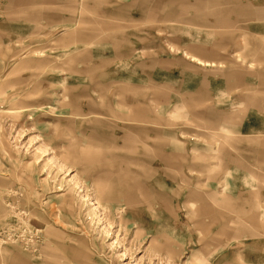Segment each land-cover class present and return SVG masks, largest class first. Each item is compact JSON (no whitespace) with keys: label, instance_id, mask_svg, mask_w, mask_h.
<instances>
[{"label":"rangeland","instance_id":"obj_1","mask_svg":"<svg viewBox=\"0 0 264 264\" xmlns=\"http://www.w3.org/2000/svg\"><path fill=\"white\" fill-rule=\"evenodd\" d=\"M218 263L264 264V0H0V264Z\"/></svg>","mask_w":264,"mask_h":264},{"label":"bare ground","instance_id":"obj_2","mask_svg":"<svg viewBox=\"0 0 264 264\" xmlns=\"http://www.w3.org/2000/svg\"><path fill=\"white\" fill-rule=\"evenodd\" d=\"M118 169H119V167H118ZM117 169L116 170H114V169H111V194H113V193H115L116 195L118 194V195H121V196H125V198H126V200H128V202L131 200V199H128V193H127V191H126V188H127V185H128V183H127V179H125L124 178V175L123 176H118V174H117ZM101 178V177H100ZM99 181H101V179H95L94 180V182L95 183H97V182H99ZM93 189V188H92ZM98 191L100 190V189H97ZM100 192V191H99ZM120 196V197H121ZM81 197H83V198H89L87 201H90V203L93 201L91 198H90V194H88V193H86V194H82L81 195ZM93 199H95V198H93ZM97 199V198H96ZM137 198H133L132 200H136ZM98 200V202H94L93 203V206H92V210L94 211V213H96L95 211H96V208L98 207V205H99V202H100V200H99V198L97 199ZM131 200V201H132ZM219 201V203L221 204V205H223V206H228V204L230 205V201L229 200H225L224 201V199H223V201L222 200H218ZM128 202H126V201H124V203H123V205H117V206H119L118 207V209H126V206H127V203ZM135 203L136 202H139L140 203V201L139 200H137V201H134ZM150 209H153L152 208V206H150ZM142 211V210H141ZM140 211V212H141ZM137 212V211H136ZM219 212H221V210L220 209H218L215 213L216 214H218ZM258 217H261L260 215H257V216H252L251 218H258ZM139 219V218H138ZM137 230V229H136ZM141 231V230H140ZM136 233V232H135ZM171 235L172 236H176V235H173L172 233H171ZM171 236V237H172ZM250 249H252V248H250ZM254 249V248H253ZM252 249V251H254ZM255 252L257 253V250H255ZM258 254V253H257ZM258 256H260V254H258ZM218 264H223V263H218Z\"/></svg>","mask_w":264,"mask_h":264},{"label":"crops","instance_id":"obj_3","mask_svg":"<svg viewBox=\"0 0 264 264\" xmlns=\"http://www.w3.org/2000/svg\"><path fill=\"white\" fill-rule=\"evenodd\" d=\"M126 177L128 178V177H130V176H129V175H124V178H125V179H127ZM128 182H130L129 179H127V183H128ZM127 187H129V186L127 185ZM215 193H216V192H214V193H213L214 196H211V197H213V198L216 197V194H215ZM217 195H218V198H219L218 200H222V199H221L222 197H220L219 194H217ZM222 201H223V200H222ZM229 201H231V200H229ZM186 202H189V199H188Z\"/></svg>","mask_w":264,"mask_h":264}]
</instances>
